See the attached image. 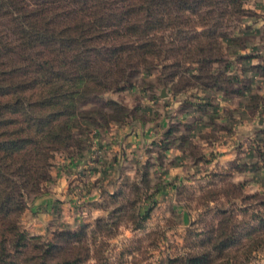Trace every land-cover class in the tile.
<instances>
[{
    "label": "rangeland",
    "instance_id": "rangeland-1",
    "mask_svg": "<svg viewBox=\"0 0 264 264\" xmlns=\"http://www.w3.org/2000/svg\"><path fill=\"white\" fill-rule=\"evenodd\" d=\"M240 3L218 62L183 65L174 79L157 67L119 91L75 98L68 147L42 164V180L16 216L20 232L48 242L84 229L86 264H165L209 249L203 235L232 204L242 219L245 205L224 197L228 183L257 195L256 203L264 200V120L254 124L264 104V0ZM201 71L207 78L194 79ZM59 181L66 198L55 202L58 219L46 222L45 234H33L31 209ZM229 254L232 264H264V247L249 260Z\"/></svg>",
    "mask_w": 264,
    "mask_h": 264
},
{
    "label": "trees",
    "instance_id": "trees-1",
    "mask_svg": "<svg viewBox=\"0 0 264 264\" xmlns=\"http://www.w3.org/2000/svg\"><path fill=\"white\" fill-rule=\"evenodd\" d=\"M241 13L240 0H0V264L88 262L84 229L45 242L16 222L50 152L68 147L75 98L119 91L157 67L174 79L183 65L218 62L220 40ZM225 188L229 202L245 205L242 219L232 204L203 235L209 249L165 264H232V250L249 260L264 247V200L243 195L241 185Z\"/></svg>",
    "mask_w": 264,
    "mask_h": 264
},
{
    "label": "crops",
    "instance_id": "crops-1",
    "mask_svg": "<svg viewBox=\"0 0 264 264\" xmlns=\"http://www.w3.org/2000/svg\"><path fill=\"white\" fill-rule=\"evenodd\" d=\"M262 96L264 98V91L262 92ZM263 120H264V104L262 106V110H260V113H257L256 117H254V124L260 125V123ZM240 128H244V127H240ZM62 182L63 181L61 182L59 181V184L58 185L56 184L54 186L52 192L48 196H46L45 199L42 198L40 200H37L36 203L34 204L35 206L31 209L34 215L32 217V222H30L29 230L33 234H37V235L45 234L48 228L46 222L48 220L53 221L54 218L58 219V216L56 215L57 213H55L57 211V209H55L56 208L55 202L58 200L64 201L66 198L65 188ZM52 207L55 210H52L51 209Z\"/></svg>",
    "mask_w": 264,
    "mask_h": 264
}]
</instances>
